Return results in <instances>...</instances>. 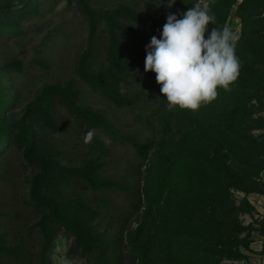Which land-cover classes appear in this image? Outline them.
Here are the masks:
<instances>
[{
	"label": "trees",
	"instance_id": "1",
	"mask_svg": "<svg viewBox=\"0 0 264 264\" xmlns=\"http://www.w3.org/2000/svg\"><path fill=\"white\" fill-rule=\"evenodd\" d=\"M62 1L86 23L78 79L117 109H132L140 100L151 105L144 117L155 137L138 142L121 135L102 112L80 106L81 92L72 82L43 86L17 118L19 94L10 75L48 65L39 59L1 65L0 163L16 154L31 176L23 200L27 225L18 227L26 237L17 244L10 242L0 203V264H56L64 245L72 264H248L254 233L264 255V217L248 200L264 197V0H208L215 16L209 30L230 28L232 12L240 23V68L229 90L218 87L217 98L195 112L178 106L169 111L155 73L144 71L145 48L163 26L160 17L128 5L95 9L93 0ZM196 2L176 0L172 7L182 16ZM44 6L45 0H0V41L25 36ZM134 87L138 92L127 91ZM58 109L81 131L105 134L133 150L131 188L101 178L99 160L107 151L102 140L93 141L99 157L65 162L53 143L62 132ZM116 192L130 201L111 234L112 221L103 230L99 223L107 218L108 195Z\"/></svg>",
	"mask_w": 264,
	"mask_h": 264
},
{
	"label": "rangeland",
	"instance_id": "2",
	"mask_svg": "<svg viewBox=\"0 0 264 264\" xmlns=\"http://www.w3.org/2000/svg\"><path fill=\"white\" fill-rule=\"evenodd\" d=\"M119 5L131 6L143 16L156 15L160 17L162 25L166 23V17L169 13L181 17L172 6L168 7V0H156L154 3L148 1L132 3L126 0L92 1V6L95 9H110ZM229 23L233 34L238 37L239 21L233 15ZM35 27H38L40 31L35 32ZM26 29L29 32L23 37H17L8 42L0 41V66L14 60H21L26 65L39 59L48 65V69L33 68L21 74L10 75V81L14 83V89L19 94L13 111L15 117L20 116L23 109L43 86L72 82L81 92L80 106L102 112L121 135L133 137L138 142L154 139V128L149 126L148 122L150 120L144 117L145 110H149L151 105L140 100L137 101V106L132 109H117L109 102L93 94L76 76V59L84 49L86 39V23L80 14L69 8L62 0H45L42 19L27 24ZM161 31L162 28L155 34L157 38H160ZM128 89L127 91L130 93H136L139 90L138 87H134L131 91ZM56 119L62 132L54 136L53 143L64 152L65 162L77 165L85 157H99L100 152L93 147V141L95 139L102 140L107 147V151L103 153L102 158L99 160L104 162V167L100 171L101 178L118 181L127 188L133 186L136 177V161L133 150L129 146L114 144L108 136L98 132H94L91 143L86 144L84 143L86 132L81 131L80 126L63 109L57 110ZM0 175L2 176L0 181V203L3 206V220L9 232L10 242L17 244L25 236V233L21 234L18 227L23 223L27 225L25 223L23 200L26 196L31 175L29 170L21 164L16 154H11L7 160L0 163ZM88 197L93 199L92 196ZM235 197L240 196L235 194ZM108 198L109 205L104 210L107 218L101 220L99 228L103 230L108 222L112 221L109 232L115 234L117 228L114 222L117 218L126 216L130 198L124 192L110 193ZM254 204L259 206L256 202ZM16 215H19L18 218ZM243 220L245 224L250 222L248 217ZM31 221L28 219V223ZM32 239L30 237L26 244ZM66 246L57 249L58 253L55 254L56 264H72L65 257ZM75 264L84 263L77 261ZM248 264H257V262Z\"/></svg>",
	"mask_w": 264,
	"mask_h": 264
},
{
	"label": "clouds",
	"instance_id": "3",
	"mask_svg": "<svg viewBox=\"0 0 264 264\" xmlns=\"http://www.w3.org/2000/svg\"><path fill=\"white\" fill-rule=\"evenodd\" d=\"M175 2L168 0V7ZM210 24L215 16L208 0H197L181 17L167 14L160 38L152 36L146 45L144 71L155 73L169 111L177 106L197 111L217 98L218 87L229 90L239 75L238 37L227 26L209 30ZM93 136L94 131L86 133L84 143Z\"/></svg>",
	"mask_w": 264,
	"mask_h": 264
},
{
	"label": "crops",
	"instance_id": "4",
	"mask_svg": "<svg viewBox=\"0 0 264 264\" xmlns=\"http://www.w3.org/2000/svg\"><path fill=\"white\" fill-rule=\"evenodd\" d=\"M248 200L251 205H254L260 217H264V197L257 195H250ZM254 202L258 203L259 206L255 205ZM254 242L250 245L252 253L249 256V263L257 262V264H264V255H261L260 251L262 248L261 239L258 234L254 233L252 235Z\"/></svg>",
	"mask_w": 264,
	"mask_h": 264
},
{
	"label": "bare ground",
	"instance_id": "5",
	"mask_svg": "<svg viewBox=\"0 0 264 264\" xmlns=\"http://www.w3.org/2000/svg\"><path fill=\"white\" fill-rule=\"evenodd\" d=\"M231 16H233V12H232Z\"/></svg>",
	"mask_w": 264,
	"mask_h": 264
}]
</instances>
